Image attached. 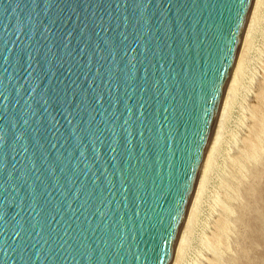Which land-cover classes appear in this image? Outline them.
<instances>
[{
  "label": "water",
  "instance_id": "obj_1",
  "mask_svg": "<svg viewBox=\"0 0 264 264\" xmlns=\"http://www.w3.org/2000/svg\"><path fill=\"white\" fill-rule=\"evenodd\" d=\"M254 0H0V264H170Z\"/></svg>",
  "mask_w": 264,
  "mask_h": 264
},
{
  "label": "rangeland",
  "instance_id": "obj_2",
  "mask_svg": "<svg viewBox=\"0 0 264 264\" xmlns=\"http://www.w3.org/2000/svg\"><path fill=\"white\" fill-rule=\"evenodd\" d=\"M262 6V18L260 19V25L258 24L259 27L255 31V38L253 37L254 40H252L251 45V49L254 48L249 51L248 61L250 62H247L249 65L245 67L247 70L244 72V79H242L238 97L226 122L224 134L227 135L223 136L219 149L220 153L217 154V161L215 160L217 164L215 163L209 178L208 187L206 188L208 192H205L204 197L205 202L203 200L202 204L204 205H201L199 210L201 212H198V224L196 223L193 229L194 232L192 233L189 248L187 247L186 256L184 254L185 258L182 260L183 264H208L215 258L214 254L201 241L202 238L207 239L206 237L209 236L208 238H210L212 236L211 234L215 232L213 225L216 227V223L220 218L219 208L216 204L213 205L212 203L214 202L212 201L215 195H219L222 198L225 194L220 181L223 177L233 188V191L231 192V198L226 201L230 209V213L227 214L229 228L226 234V246L229 248L227 249L228 251L226 250L227 252L224 250L223 253H220L222 264H264V134H261L259 154L253 161H245L242 169L232 167L230 161L245 152L247 142L252 135L251 127L254 125V118L251 114H254V111L259 112L256 111L257 107L260 110L257 101L259 99L256 100V98L257 95H260L264 84V3ZM253 107H256V110ZM217 168L222 170L218 171ZM207 194L209 196H206ZM201 235L203 236L201 237Z\"/></svg>",
  "mask_w": 264,
  "mask_h": 264
},
{
  "label": "bare ground",
  "instance_id": "obj_3",
  "mask_svg": "<svg viewBox=\"0 0 264 264\" xmlns=\"http://www.w3.org/2000/svg\"><path fill=\"white\" fill-rule=\"evenodd\" d=\"M263 3H264V0H254L253 1L249 16H248V19H247V22H246V25L244 28V32H243V35L241 38L239 50H238V53H237V56H236L230 77H229V80L227 82V86H226V89H225V92H224V95H223V98L221 101V105H220L219 112H218V117H217L214 129H213L212 135H211L210 140L208 142V146H207V149H206V152H205V155H204V158H203V161H202V164H201L198 176H197V181H196V184H195L192 196H191V200L189 202L187 213H186L183 225L181 227V230H180L177 242H176V246H175L173 256H172V260H171L170 264H183L182 260L185 258L184 254L186 256L185 251L187 250V247L189 246L191 237L193 235L192 233L194 232L193 229L195 227V224L198 221L197 220V217H199L198 212L199 213L201 212L199 210H200L201 205H204V204H202V202H203V200L205 202V199H204L205 194H206L205 192L206 191L208 192V190H206V188L208 187L209 178H210L211 173L215 167V163L217 164V162H215V160H216L217 154L220 153L219 149H220V146H221V143L223 140V136L225 135L224 131H226V129H225L226 122L229 118V115H230V112H231L233 105H235L234 102H236L235 100L238 97L237 95H238L239 89L241 87L242 79H244V77H243L245 74L244 72H246L245 70H247V68L245 69V67H247V65H249V64H247V62H250V61H248L249 60V58H248L249 57V51L251 49L252 40H254L253 39L254 34H256L255 31H256L257 27H259V25H260L259 23L261 21L260 19L262 18L261 17V10L263 7L262 6ZM262 84H261V86H262ZM243 85H242V88H243ZM262 87L263 88L261 89L260 95L259 96L257 95V98H256V100L259 99V100H257L259 104L258 103L257 104H258V106H260L259 107L260 110H258V107H257V110H256V107H253V108H255L256 111H259V112H255L253 109L254 114H251V116L254 118L253 119L254 125L251 127L252 128V132H251L252 135L250 136V139L247 142L246 150H245V152L241 153V155L238 156L237 158H235L234 160H230L232 167H234V168H240V169L244 168L243 164L245 161H248V160L253 161L255 159V157L259 154L261 134H264V115H263V113H264L263 112L264 111V84ZM237 102H239V100H237ZM251 121H252V119H251ZM244 143L246 144V142H244ZM224 145H226V144L224 143ZM226 147H227V145H226ZM220 151H222V150H220ZM226 151H227V149H226ZM215 170H216V168H215ZM219 170H222V169H218V171ZM216 173H218V172H216ZM239 174L241 175V173H239ZM220 178H222V177H220ZM220 181L222 183V189L224 190L225 194L223 195L222 198L219 197V195H215L214 197L212 196L214 198V199L212 198L213 201L210 198V200L212 202H214L212 204L213 205L216 204L218 206L219 211H220V218L217 221V223L215 221L216 227H214V225H213V228H215L214 229L215 232L213 234H211L212 236L210 238H208L209 236L206 237L207 239L202 238V241H201L202 244L208 250H210L215 256V258L208 264H222L223 262L221 260V254L220 253L221 252L223 253L224 250L226 251L229 248L226 246V243H227L226 234H227L228 228H229V226H228L229 221H227V214L230 213L229 212L230 209H229V206L227 205L226 201L231 198V192L233 191V188H231L229 183L226 180H224V177ZM206 196H209V194H207ZM210 200H208V201H210ZM203 233H201V234H203ZM197 236H198V233H197ZM202 236L203 235H201V237Z\"/></svg>",
  "mask_w": 264,
  "mask_h": 264
}]
</instances>
